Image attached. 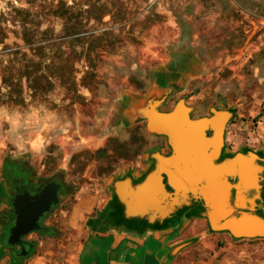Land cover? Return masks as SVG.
<instances>
[{"label":"rangeland","instance_id":"rangeland-1","mask_svg":"<svg viewBox=\"0 0 264 264\" xmlns=\"http://www.w3.org/2000/svg\"><path fill=\"white\" fill-rule=\"evenodd\" d=\"M179 101L229 111L228 148L264 133V0H0V174L29 162L70 186L19 264H76L115 183L166 150L145 110Z\"/></svg>","mask_w":264,"mask_h":264},{"label":"crops","instance_id":"crops-1","mask_svg":"<svg viewBox=\"0 0 264 264\" xmlns=\"http://www.w3.org/2000/svg\"><path fill=\"white\" fill-rule=\"evenodd\" d=\"M229 124L225 130L222 159L238 153L248 156L251 152L256 157L249 163L250 167L260 169L252 188L242 187V178L238 174L227 177L233 186L231 207L236 216L247 213L264 220V133H259V138L252 135L246 145L228 148ZM152 136L160 139V144L165 142L163 153L171 152L164 136L153 133ZM27 165L32 167L29 162ZM154 167L153 160L140 171H130L127 178H131L135 187ZM164 183L167 192L173 194L166 180ZM125 191L129 192V187L126 186ZM178 200L173 208L165 206L155 217L151 214L130 217L125 203L113 188L108 207L100 208L84 230L76 264H264V238H236L228 231H216L209 220L210 209L200 196L179 195ZM11 210V193L0 174V264L12 261L7 241L10 230L7 215ZM39 261L32 258L28 264Z\"/></svg>","mask_w":264,"mask_h":264},{"label":"water","instance_id":"water-1","mask_svg":"<svg viewBox=\"0 0 264 264\" xmlns=\"http://www.w3.org/2000/svg\"><path fill=\"white\" fill-rule=\"evenodd\" d=\"M231 116L229 111H214L211 116L193 118L191 109L183 101H179L168 112L160 111L157 105L146 109L144 112L146 129L153 134L164 136L171 152L152 154L155 167L141 184L134 187L131 178L115 183L116 194L125 203L128 216L141 217L151 214L155 217L156 213L165 206L173 208L178 204L179 195L186 197L193 194L200 196L205 205L209 207V220L214 230L228 231L236 238H264L262 218L247 213L236 216L231 207L233 186L229 184L227 177L238 174L242 178V187L252 188L260 171L257 166L250 167L249 165L256 157L251 152L248 156L238 153L232 158L222 159L225 130ZM219 118H223L220 126L216 122ZM184 121L187 123L185 124ZM209 133H211L210 136ZM221 133L222 138L217 141V144L211 145L208 150L206 149L207 151L202 150V139L211 140L214 137L219 139ZM201 151L210 156V166L214 171L202 169L199 166L200 161L197 159L201 156ZM239 156L245 158L244 163L238 160ZM166 161L168 165L163 163ZM168 166L172 168L170 171ZM190 168L193 170L187 175H180L177 181L172 178L175 170L184 169L182 170L184 172ZM245 168L251 169V172L246 173ZM156 177L160 178L159 187L153 185L152 180ZM165 180L174 191L173 194L167 192ZM216 184L225 188V194L219 202L213 187ZM126 186L129 187V192L125 191ZM60 189L61 185L52 183L35 195L25 191L16 195L12 200L15 221L9 231L8 244L22 246V256L27 255L24 253L26 249L23 239L31 233L47 231L40 222L46 214L50 213L52 207L59 204ZM219 209L222 215H218Z\"/></svg>","mask_w":264,"mask_h":264},{"label":"flooded vegetation","instance_id":"flooded-vegetation-1","mask_svg":"<svg viewBox=\"0 0 264 264\" xmlns=\"http://www.w3.org/2000/svg\"><path fill=\"white\" fill-rule=\"evenodd\" d=\"M193 117V116H192ZM211 133H209V136ZM240 162L244 163L245 159L240 158ZM27 166V165H26ZM23 166L19 165L18 163H7L4 165L3 171H2V178L4 179L6 186L8 190L11 193V200L14 199V197L18 194L24 193L25 191L29 192L31 195H35L36 193L40 192L44 187L47 185H50L52 183H56L61 185V189L59 190V204L61 202V196L63 194H67L70 191V186L65 183L64 179L58 176L52 177L50 179H43L36 176V170L33 167L30 166ZM247 173L251 172V169H245ZM52 207V210L50 213L46 214L45 217L41 220L40 224L44 229H49L45 226V220L48 218V216L54 211L58 206ZM7 221H9L10 229L14 225V213L11 210L7 215ZM10 231V230H9ZM9 238V235H8ZM8 241V240H7ZM25 251L24 253H27L26 256H22L21 253L23 251L22 246H10L11 254L15 253L19 257H27L32 255L34 250L36 249V246L34 243L27 241L25 238L23 239Z\"/></svg>","mask_w":264,"mask_h":264},{"label":"bare ground","instance_id":"bare-ground-1","mask_svg":"<svg viewBox=\"0 0 264 264\" xmlns=\"http://www.w3.org/2000/svg\"><path fill=\"white\" fill-rule=\"evenodd\" d=\"M222 121H223V118H219L216 122H218V126H220L221 125V123H222ZM187 123V121H184V123ZM185 123V124H186ZM222 138V133L220 134V136H219V139L218 138H213V139H202V146H201V148H202V150H208L210 147H211V145H213V144H217V141L218 140H220ZM204 141V142H203ZM220 143V142H219ZM218 143V144H219ZM206 150V151H207ZM242 156H239L238 157V160L241 158ZM209 158H210V156L209 155H207L206 154V152H202L201 151V156L197 159L198 161H200V164H199V166H201V168L202 169H207V170H209V171H214L213 170V168H211V166H210V160H209ZM242 158H244V157H242ZM245 159V158H244ZM165 165H168V163H167V161L166 162H163ZM182 167V166H181ZM168 169H169V171H170V169H172L171 168V166H168ZM245 169H247V168H245ZM182 170H184V169H181V171L179 170H175L174 172H175V174H173L172 175V178L175 180V181H177L179 178H180V175H187V174H189L190 172H191V170H193V168L191 169L190 168V170H185L184 172L182 171ZM172 172V171H171ZM174 172H172V173H174ZM247 173V172H246ZM152 181H154V184L153 185H155L156 187H159V184H160V178L159 177H156V178H154ZM214 187V191H216V194H217V201L219 202V200L222 198V196L225 194L224 193V191H225V188L224 187H222L221 185H214L213 186ZM126 188V187H125ZM145 196V195H144ZM143 196V197H144ZM143 201H144V203H145V199L143 198ZM218 215H222V211H221V209H219L218 210Z\"/></svg>","mask_w":264,"mask_h":264},{"label":"trees","instance_id":"trees-1","mask_svg":"<svg viewBox=\"0 0 264 264\" xmlns=\"http://www.w3.org/2000/svg\"><path fill=\"white\" fill-rule=\"evenodd\" d=\"M28 72V73H27ZM26 74L24 75L26 77L27 83H28V87L35 93H37L39 90L42 92H46V91H51L52 90V85L50 83L47 82L46 86L41 87L39 85V82L42 79H45V76L41 75V76H37V77H32V75L34 74L33 71L27 70ZM13 81V79H11ZM11 87L12 88H20L21 87V81L16 80L15 83H11ZM48 232H51L50 229H47L46 232H36V233H40L41 235H45ZM33 254V253H32ZM31 256V255H30ZM29 257V256H27ZM27 257H19L17 254L13 253L12 254V264H19L20 262H22L24 259H26Z\"/></svg>","mask_w":264,"mask_h":264},{"label":"clouds","instance_id":"clouds-1","mask_svg":"<svg viewBox=\"0 0 264 264\" xmlns=\"http://www.w3.org/2000/svg\"><path fill=\"white\" fill-rule=\"evenodd\" d=\"M35 150V149H34ZM19 151L20 152H24V151H27L26 149H24L23 147H19Z\"/></svg>","mask_w":264,"mask_h":264}]
</instances>
